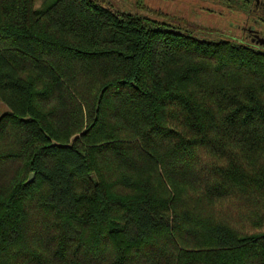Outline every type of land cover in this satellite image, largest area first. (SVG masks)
I'll list each match as a JSON object with an SVG mask.
<instances>
[{"label": "trees", "instance_id": "16d2710c", "mask_svg": "<svg viewBox=\"0 0 264 264\" xmlns=\"http://www.w3.org/2000/svg\"><path fill=\"white\" fill-rule=\"evenodd\" d=\"M212 1L264 19V0ZM246 31L0 0V264H264V47Z\"/></svg>", "mask_w": 264, "mask_h": 264}, {"label": "rangeland", "instance_id": "374dc122", "mask_svg": "<svg viewBox=\"0 0 264 264\" xmlns=\"http://www.w3.org/2000/svg\"><path fill=\"white\" fill-rule=\"evenodd\" d=\"M48 0H35L41 9ZM113 12L148 17L154 21L179 28L198 40L206 42H238L251 44L250 30H257L264 38V19L252 9L236 14L212 0H100ZM260 22L257 25L254 22ZM246 29V30H243ZM256 47V45H253ZM8 111L0 103V117Z\"/></svg>", "mask_w": 264, "mask_h": 264}, {"label": "water", "instance_id": "95a60500", "mask_svg": "<svg viewBox=\"0 0 264 264\" xmlns=\"http://www.w3.org/2000/svg\"><path fill=\"white\" fill-rule=\"evenodd\" d=\"M257 6H260V5H259V2L257 3ZM262 7L264 8V5H262ZM256 39H257V40H256V41L253 40V42H256L257 45H260V46L264 47V38H260L259 36H256ZM34 178H35V174H32V175L30 176L29 181H28L27 184H31V183L34 181Z\"/></svg>", "mask_w": 264, "mask_h": 264}, {"label": "flooded vegetation", "instance_id": "af4514ba", "mask_svg": "<svg viewBox=\"0 0 264 264\" xmlns=\"http://www.w3.org/2000/svg\"><path fill=\"white\" fill-rule=\"evenodd\" d=\"M254 35V34H253Z\"/></svg>", "mask_w": 264, "mask_h": 264}]
</instances>
